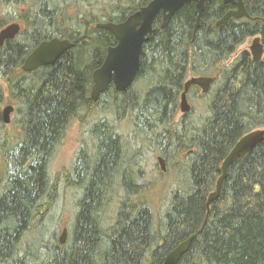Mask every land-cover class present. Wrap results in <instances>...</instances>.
Returning <instances> with one entry per match:
<instances>
[{"label":"trees","instance_id":"trees-1","mask_svg":"<svg viewBox=\"0 0 264 264\" xmlns=\"http://www.w3.org/2000/svg\"><path fill=\"white\" fill-rule=\"evenodd\" d=\"M151 1L0 0L6 9L23 8L0 15L1 30L14 21L22 25L0 47V82L10 84L8 104L16 106L20 130L18 137L0 132V264H163L202 229L208 195L230 151L244 135L264 128V60L254 62L244 50L228 63L249 38L260 36L264 44V0H243L249 17L219 27L234 7L223 0L207 3L195 35L193 4L164 29L160 15L133 85L125 92L112 85L92 101L93 73L116 43L97 24L124 22ZM54 38L74 47L54 66L23 72L34 49ZM192 77H215L208 93L190 90L207 99V114L198 123L191 112L176 122ZM74 122L85 128L82 143L72 165L52 174ZM125 123L128 133L121 129ZM142 135L143 147L158 140L162 158L179 161L178 185L157 220L146 184L136 183L144 178L134 163L140 150L133 148L128 158L129 139ZM11 140L18 142L9 145ZM127 161L136 170L123 171ZM62 189L76 197L64 245L46 242L43 228L54 219L51 210ZM36 230L39 238L32 243L28 236ZM179 264H264V141L229 168L206 227Z\"/></svg>","mask_w":264,"mask_h":264},{"label":"water","instance_id":"water-1","mask_svg":"<svg viewBox=\"0 0 264 264\" xmlns=\"http://www.w3.org/2000/svg\"><path fill=\"white\" fill-rule=\"evenodd\" d=\"M213 0H152L147 6L141 8L136 13L130 15L121 23L97 24L96 28L109 31L115 38L117 44L110 47L107 51L105 61L102 66L93 73V86L91 89V99L97 103L100 97L105 94L111 85H114L117 92H125L135 82L141 68V55L143 47L155 33V22L162 15V28H166L172 17L185 5L193 4L198 11L194 35L200 27L201 18L204 14L206 4ZM224 4L232 5L235 9L230 10L217 22V26H228L231 18L240 19L249 17L243 0H223ZM22 28L19 23H13L0 31V46L6 40H14ZM74 47L68 40L54 38L42 42L25 60L22 71L25 73L34 72L39 68L54 66L66 52ZM250 53L254 62H260L264 57V44L260 37H256L250 47ZM214 77H192L187 80L184 92L180 99V109L182 114L191 111L188 101V94L192 87H198L203 94L209 92ZM14 107L8 105L2 112V119L5 124H10L11 115L14 113ZM264 141V129H256L244 135L230 151L221 166V176L219 177L215 191L212 192L206 203V220L199 233L191 235L186 240L179 243L165 258L163 264H179L182 258L188 253L193 244L207 225L208 217L211 212L212 204L220 198L229 168L240 159H243L258 144ZM162 171L164 169V160L159 159ZM67 230L65 229L60 237V243L64 245L67 239Z\"/></svg>","mask_w":264,"mask_h":264},{"label":"rangeland","instance_id":"rangeland-1","mask_svg":"<svg viewBox=\"0 0 264 264\" xmlns=\"http://www.w3.org/2000/svg\"><path fill=\"white\" fill-rule=\"evenodd\" d=\"M21 9L23 8H19L17 11L14 8H10V7L6 9L0 3V15H4L5 12H10V13L15 14V11L18 12ZM14 22H11V23H14ZM254 39L255 37H251L243 45H241L238 52L233 56V58L228 63H231L234 60V58L238 56L240 52L244 50L249 51V48L252 45V41ZM10 89H11L10 84L9 82L6 81V79L0 82V113H2L4 108L7 105H9L8 99L10 98V91H11ZM188 96H189L188 97L189 104L191 106V111H190L192 113L191 116L194 118L196 123H198V118L207 114V111H206L207 99L205 97H202L200 92H196V91L193 93H190ZM14 107H15V110H14V113L11 115L10 124L8 125L5 124L3 122V119L1 122V118H0V127L3 128V130L0 131L2 137H4V135H10V137L11 136L18 137L20 133L19 123H18L19 115L17 114L16 106ZM95 116L97 115L95 114ZM175 117H176V122L180 121L181 118L183 117V114L180 109V100L177 105ZM127 125L128 123H125L121 126V129L124 133L129 132ZM84 131H85V128H82L80 124L76 122L70 125L65 142L63 143L61 147L58 148L55 158L51 164L52 174L62 171L67 167L69 168L72 165V162L75 157V153L78 151L82 143ZM129 134H131V132ZM142 137H144V135L140 137L141 139H137V138L129 139L132 141V144L129 146L131 151H129L128 158L130 159L131 157H133L134 152H135V150H132L133 148H135L136 150H140V160H139L140 163H138L137 160H135L136 162L134 163H135V166H138V168L140 167L141 174L143 175L144 178L142 180L138 178L137 181L140 184H146L144 189L147 192L148 201H150L149 203L153 207L152 209L154 211L155 220H157L160 218L161 213L164 212L165 206L169 202L172 189H175V187L178 185L177 184L178 175L176 172V164H178L179 161L177 157L163 159L164 160L163 164H164V169H165V171L163 172L161 165L159 163V160H158L159 157H162V155L156 149L158 146V140H153L152 142L148 144L145 141L144 147H143L142 141L144 139L142 140ZM17 142H18L17 140H11L9 141V145L12 143L16 144ZM127 150L128 149H126L125 153H127ZM131 163L128 161L127 163H124L123 171L136 170L134 169L133 163L132 164ZM118 180L123 181V179H120L119 177H118ZM72 193L73 192L71 191L66 192L64 189L61 190L60 198L58 199V202L55 205V207L51 210L52 215L55 217L52 221H47V223L43 227L46 229V232L44 233V240L46 242L50 241L51 239L52 241H57L58 239H60L64 229H68V234H67V239H66V241H68L69 234H70L71 221H72V216H73V210H74V206L76 202V197H74ZM53 233L55 235L52 237ZM28 237H29L28 240L30 242L36 243L38 241L37 238H39V231L36 230L34 233L30 234Z\"/></svg>","mask_w":264,"mask_h":264},{"label":"bare ground","instance_id":"bare-ground-1","mask_svg":"<svg viewBox=\"0 0 264 264\" xmlns=\"http://www.w3.org/2000/svg\"><path fill=\"white\" fill-rule=\"evenodd\" d=\"M211 15V14H210ZM212 16V15H211ZM221 17V16H220ZM262 104V103H261ZM176 112V111H175ZM251 116V115H250ZM193 125V124H192ZM192 134V133H191ZM199 135V134H198ZM184 137H186V136H184ZM187 138V137H186ZM185 139V138H184ZM61 141V140H60ZM187 142V141H186ZM165 144V143H164ZM174 144V143H173ZM163 147V146H162ZM133 148V147H132ZM164 149V148H163ZM128 151V150H127ZM163 154V153H162ZM175 155V154H174ZM127 156V155H126ZM163 157V156H162ZM144 158H145V156H144ZM165 159V158H164ZM137 160V159H136ZM172 160V159H171ZM145 161V160H144ZM176 162V161H175ZM140 163V162H139ZM173 163V162H172ZM142 170H143V168H142ZM146 170V169H145ZM140 172V171H139ZM121 173V172H120ZM135 180V179H134ZM136 181V180H135ZM144 181V180H143ZM136 183H138V182H136ZM150 183V182H149ZM207 183V182H206ZM192 186V185H191ZM193 187V186H192ZM141 190V189H140ZM173 190V189H172ZM164 191V190H163ZM202 191V190H201ZM211 191V190H210ZM141 192V191H140ZM168 193V192H167ZM211 193V192H210ZM143 196H144V194H142ZM137 196V195H136ZM140 196V195H139ZM146 196V195H145ZM151 196V195H150ZM209 196V195H208ZM133 197V196H132ZM146 197H148V196H146ZM134 198V197H133ZM141 198V197H140ZM167 198H169V197H167ZM191 199V198H190ZM150 202V201H149ZM174 202V201H173ZM199 202V201H198ZM136 204V203H135ZM150 205V204H149ZM144 206V205H143ZM206 206V205H205ZM148 207V206H147ZM153 208V207H152ZM190 209V208H189ZM110 216V215H109ZM55 217V216H54ZM108 218V217H107ZM54 223V222H53ZM170 223V222H169ZM51 227H53V226H51ZM52 233V232H51ZM45 237H47V236H45ZM46 243V242H45ZM164 258V257H163Z\"/></svg>","mask_w":264,"mask_h":264},{"label":"flooded vegetation","instance_id":"flooded-vegetation-1","mask_svg":"<svg viewBox=\"0 0 264 264\" xmlns=\"http://www.w3.org/2000/svg\"><path fill=\"white\" fill-rule=\"evenodd\" d=\"M21 28H22V26H21ZM114 39H115V38H114ZM6 41H8V40H6ZM6 41L4 42V44L6 43ZM114 41H116V40H114ZM4 44H3V45H4ZM116 44H117V42L115 43L114 46H116ZM3 45H2V46H3ZM2 46H0V47H2ZM114 46H112V47H114ZM34 50H35V49H34ZM111 86H112V85H111ZM111 86H110V87H111ZM113 86H114V85H113ZM198 90L201 91L199 88H198ZM188 97H189V96H188ZM188 101H189V99H188ZM159 158H160V157H159Z\"/></svg>","mask_w":264,"mask_h":264}]
</instances>
